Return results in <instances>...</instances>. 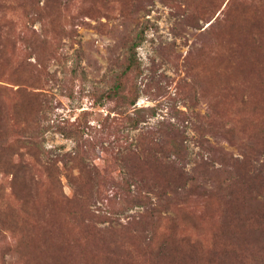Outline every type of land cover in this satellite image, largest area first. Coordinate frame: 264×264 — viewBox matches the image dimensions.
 Segmentation results:
<instances>
[{
  "label": "rangeland",
  "instance_id": "rangeland-1",
  "mask_svg": "<svg viewBox=\"0 0 264 264\" xmlns=\"http://www.w3.org/2000/svg\"><path fill=\"white\" fill-rule=\"evenodd\" d=\"M10 3L0 0V264H264V0H38L28 14ZM37 16L53 38L32 48ZM15 136L31 142L23 194L5 172ZM167 136L182 160L154 149ZM153 161L183 168L186 185L146 171Z\"/></svg>",
  "mask_w": 264,
  "mask_h": 264
},
{
  "label": "trees",
  "instance_id": "trees-1",
  "mask_svg": "<svg viewBox=\"0 0 264 264\" xmlns=\"http://www.w3.org/2000/svg\"><path fill=\"white\" fill-rule=\"evenodd\" d=\"M38 3V0H11V3H10V10L12 12H16V11H20L22 10L23 13L25 14H28V11L32 10L34 7H36ZM43 14V11L42 9H37L36 10V14ZM36 22L40 23V26H41V34H38L34 29L32 28H29L30 26L32 27ZM27 29L30 30V34H28L26 36V40H24V37L22 38V40H24L25 42H28L30 44V46L32 48L36 47L37 44L43 40H41L42 38V35H48L50 41H51V37L53 38L52 34H51V31H52V25L50 24V21L48 23H46L42 17H38L37 18H32L30 19L29 21H27V25L26 27ZM140 35L138 34L135 38L136 40V43L133 44V47L132 49H134V47H137V45L139 44L140 42V39H139ZM41 38V39H40ZM29 46V47H30ZM24 62L23 61L17 68V71L21 69H24ZM124 74V73H123ZM123 74H122V77H123ZM122 77H120L118 80L119 82H116L114 83V85L112 86V95L115 97V98H124V94H123V91L122 90V84H121V81H122ZM138 119L137 118H134V119H130L129 120V125L131 127H135L137 124H138ZM2 136L4 135H0V144H1V141H2ZM28 139L29 138H26V137H18V136H15V137H12V138H9L7 139V143H11L13 146L17 147V151L14 153V155H17V158L18 160L17 161H14L12 164H8L6 165V169H5V172H8V173H11L12 174V190H14L15 192L17 193H20V194H23L26 190L27 192H29V182L32 181L33 178H29V180L27 179V173H30L31 171V165L29 163H26L22 158L24 157V150L23 148L21 147L22 145H26V144H31V142H28ZM163 140V143L160 144V143H155L154 144V149L155 150H167V151H170V153L172 154V157H174L176 160H182L183 159V151H184V148L182 147L181 143L180 142H177L174 138H171L170 136H167L165 138L162 139ZM37 149L36 147H27V150L29 149ZM22 150V151H21ZM27 154L30 156V158L32 160H34L36 163L39 162V153H38V149L36 152L34 153H29L27 152ZM170 154V155H171ZM157 161H153L152 163H149V162H145V166H146V171H151L152 174L154 176H161V180L162 182H165V184H173V185H181L182 187L186 185V182H187V178H188V175H187V172L183 169V168H176V166L174 164L171 163L170 165V170H168L167 166H166V169L164 172L163 170L161 169V171H158V168L160 167V165L157 164V167H154V163H156ZM159 162V161H158ZM51 168L53 167V170H54V166H50ZM160 173H163V174H160ZM164 174L166 176H164ZM135 186L136 188L139 187V185L137 186V183H131L128 181H125L123 187L125 188V190L127 191L129 189L130 186ZM194 187V190H196L195 194H200L199 191H197L198 189H200V187H196V186H190V188ZM140 195V194H139ZM142 198L144 199L145 197H140L139 199L136 198L135 199V202L136 200H138V203H143V200ZM130 202V201H128ZM49 224V222H48ZM50 225V224H49ZM171 228H176V225L174 224V221L171 222ZM59 229V228H57ZM189 239V238H188ZM190 240V239H189ZM64 246V245H63ZM65 251H64V257L66 256L67 252H68V247H64ZM63 256V254H62ZM176 256V255H175Z\"/></svg>",
  "mask_w": 264,
  "mask_h": 264
}]
</instances>
